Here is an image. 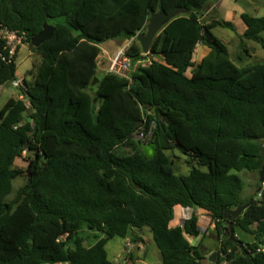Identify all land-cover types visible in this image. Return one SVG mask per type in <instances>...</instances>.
<instances>
[{
    "label": "trees",
    "instance_id": "trees-1",
    "mask_svg": "<svg viewBox=\"0 0 264 264\" xmlns=\"http://www.w3.org/2000/svg\"><path fill=\"white\" fill-rule=\"evenodd\" d=\"M207 1L0 0V27L23 35L40 59L19 87L22 98L0 109V264H112L108 241L142 228L161 264H201L200 247L186 237H199L198 219L170 228L175 207L209 216L220 245L215 264H264V182L234 222L251 243L231 242L223 219L224 210L249 202L240 200L238 173L264 168V61L230 60L212 30L232 26L201 23ZM176 7L189 14L171 20L143 53L135 37L151 14ZM240 19L245 39L264 51V16ZM46 24L54 27L51 39L33 47ZM115 39L128 43L132 64H146L129 77H99V46ZM197 45L208 53L194 63ZM8 53L0 40V88L16 81ZM148 130L153 156L116 153ZM176 150L186 175L166 155ZM23 154L26 169H15ZM22 175L26 182L10 201ZM83 232L99 237L85 247Z\"/></svg>",
    "mask_w": 264,
    "mask_h": 264
},
{
    "label": "rangeland",
    "instance_id": "rangeland-1",
    "mask_svg": "<svg viewBox=\"0 0 264 264\" xmlns=\"http://www.w3.org/2000/svg\"><path fill=\"white\" fill-rule=\"evenodd\" d=\"M264 4V0H208L205 5V10L200 17L201 23L207 24L210 22H225L232 26V29H227L223 26H216L212 32L217 39L224 43L227 48L230 60L234 64L240 66L244 64H258L264 61V51L261 45L256 42H251L245 39V25L240 19L242 14H247L249 17H263L264 10L260 6ZM146 33V29L142 32ZM261 38L264 40V32L261 33ZM137 43V42H136ZM139 46V44L137 43ZM128 47V43L122 39L110 40L108 42L102 43L100 48V54L97 57V74L102 77L105 74H109L111 63L113 58L120 51H125ZM202 51H206V48L196 46L193 62L196 63L203 56ZM249 54V57L247 54ZM241 58V60H239ZM121 65H116L115 71L123 76L130 75L131 70H133L138 65H145L146 62L132 64L129 59L120 60ZM40 59L34 55V53L29 48L28 44H23L17 49L15 53V65H16V81L19 82H30L29 71H35L39 66ZM127 65L125 68L124 65ZM189 74V72H188ZM21 92L19 87H13L11 84H6L0 88V109L8 99H21ZM30 110L24 114V117L28 115ZM150 138L142 139L140 133H136L131 144L128 147H121L116 152L121 156H132L134 154H140L142 156L150 158L155 154V149L150 146ZM258 144L264 148V141H259ZM166 155L172 160L174 168L177 175L188 174L190 168L186 163V158L179 151H168ZM25 154L21 158L16 159L14 162L15 169L25 170L27 163L25 161ZM240 179L242 180V192L240 193V200L242 203L250 201L253 197L257 195L259 188L257 187L260 182V175L257 172L238 173ZM25 176H21L13 182V193L8 198L10 201L17 194V191L25 184ZM259 199V197H257ZM256 198V199H257ZM174 216L170 224V228H175L183 225V222L192 216H196L198 219V229L200 232L199 237L192 239L186 236L188 241L193 246H199L201 249V255L204 258L211 256L214 252L219 249L220 245L215 237V232L213 226L210 223L209 216L201 211L194 210L193 208H181L175 207L173 210ZM138 231V230H137ZM140 236L143 238L141 243L134 244L131 240L132 235H128L126 239H121L120 237H114L109 240L105 246V251L108 260L112 264H161V259L159 252L155 243L153 242L152 236L148 229L142 228L139 230ZM83 236L88 237V243L94 242V237L99 235L83 232ZM234 235L243 243H251L252 237L242 233L239 229L234 230ZM129 240V241H128ZM233 254H237L239 249L233 247L231 249Z\"/></svg>",
    "mask_w": 264,
    "mask_h": 264
},
{
    "label": "water",
    "instance_id": "water-1",
    "mask_svg": "<svg viewBox=\"0 0 264 264\" xmlns=\"http://www.w3.org/2000/svg\"><path fill=\"white\" fill-rule=\"evenodd\" d=\"M189 14V10L186 8H174L171 12L166 13L163 10H160L157 13H152L151 16L148 19L147 25H146V33H139L136 35L135 40L139 44L141 50L143 53L149 52V49L151 47V44L155 37L160 33V31L163 29L164 26H166L171 20L176 18L177 16L187 15ZM216 24H219V22H215ZM54 31V27H52L49 24H46L42 31H40L36 36H34L31 39V45L35 48H38L40 45L45 43L46 41H49L52 37ZM99 81L98 78H95L93 82L90 84V89L97 84ZM94 103H96V100H94ZM259 183L263 184L264 182V168L260 171V179ZM254 202L253 199H251L248 203L245 205H238L235 209H226L223 212V219L226 221L227 224V231L229 234V240L231 242H236L237 239L234 235V227H235V220L242 215V213ZM217 254L215 252L207 257L204 258L201 261V264H215L216 263Z\"/></svg>",
    "mask_w": 264,
    "mask_h": 264
},
{
    "label": "built area",
    "instance_id": "built-area-1",
    "mask_svg": "<svg viewBox=\"0 0 264 264\" xmlns=\"http://www.w3.org/2000/svg\"><path fill=\"white\" fill-rule=\"evenodd\" d=\"M0 40L3 41L5 49L9 51V56L12 58L15 56V53L17 52V49L25 44V37L23 35H17L15 33H12V31L7 30L6 28L0 27ZM129 59V57L126 56L125 51H120L117 53L115 58H113L112 63H111V68L110 72L111 74L123 76L119 73V71H115L116 65H121L120 60H126ZM130 61V60H129ZM124 67L126 68L127 65L125 64ZM23 83V82H22ZM22 83L19 81H14L11 83L13 87H22ZM140 137L142 139L151 137V130H148L146 134L144 132H140Z\"/></svg>",
    "mask_w": 264,
    "mask_h": 264
},
{
    "label": "crops",
    "instance_id": "crops-1",
    "mask_svg": "<svg viewBox=\"0 0 264 264\" xmlns=\"http://www.w3.org/2000/svg\"><path fill=\"white\" fill-rule=\"evenodd\" d=\"M260 8H262L263 10H264V4H262L261 6H260ZM208 53V50H207V52L206 51H202V54H203V56H201V58H200V60L199 61H201V59L206 55ZM198 62V61H197ZM196 62V63H197ZM182 226V225H181ZM178 227H180V226H178ZM140 231L138 230H134V231H132V238L131 239H137V238H142L141 236H140V233H139ZM192 238V237H191ZM131 239H129V240H131ZM193 239V238H192ZM128 240V241H129ZM88 240H86V242L84 243V246L85 247H89V246H91L93 243H91V244H89L88 242H87ZM143 241V238H142V240L139 242V243H141Z\"/></svg>",
    "mask_w": 264,
    "mask_h": 264
}]
</instances>
